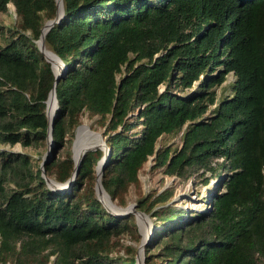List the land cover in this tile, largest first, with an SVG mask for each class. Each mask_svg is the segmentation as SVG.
Segmentation results:
<instances>
[{
  "label": "trees",
  "instance_id": "16d2710c",
  "mask_svg": "<svg viewBox=\"0 0 264 264\" xmlns=\"http://www.w3.org/2000/svg\"><path fill=\"white\" fill-rule=\"evenodd\" d=\"M17 24H0V143L46 146V98L54 80L36 45L55 0H0ZM44 41L64 62L44 173L65 181L57 152L80 115L96 116L110 153L100 181L121 199L151 156L164 174L214 184L206 210L136 205L153 216L144 264H264V0H62ZM232 71L229 94L215 85ZM213 105L212 107H210ZM181 131L180 145L156 146ZM101 148L82 155L68 188L47 186L25 151L0 149V260L13 264H135L114 239L135 227L94 192ZM209 172V177L205 175Z\"/></svg>",
  "mask_w": 264,
  "mask_h": 264
},
{
  "label": "rangeland",
  "instance_id": "374dc122",
  "mask_svg": "<svg viewBox=\"0 0 264 264\" xmlns=\"http://www.w3.org/2000/svg\"><path fill=\"white\" fill-rule=\"evenodd\" d=\"M0 24L7 27H14L17 24V16L14 11V6L11 2H8L6 11H0ZM4 43L3 38L0 36V44ZM234 74L232 71H229L225 74V79L218 85L214 86L216 91V99H219L223 95L229 94V84L233 81ZM211 105L210 107H212ZM86 124L90 130L96 131L100 134V138L104 139L102 135V128L98 124L96 120V116H89L87 112H84L80 115L79 123ZM87 127H83L80 129L79 133L81 135L83 143H93L88 140L96 137L94 134L90 132ZM83 130V131H82ZM82 133V134H81ZM180 136L181 131L175 133H165L160 135L157 138L156 146H170L171 148L177 147L180 145ZM75 137V129L73 136L69 139L67 144L58 150L57 154L60 157L65 156L69 153L72 156V148H73V140ZM79 138H77L76 143ZM98 139V138H97ZM76 143L74 145V151L76 150ZM99 143V142H98ZM97 148V147H96ZM99 148V147H98ZM0 149L14 150V151H25L32 158L33 162L40 163L43 159L49 157V152L46 146H40L38 148H32L27 146H22L20 143H15L13 145L0 143ZM102 149V148H101ZM75 156L76 151H75ZM46 175V174H45ZM209 177V172L205 173ZM51 179L53 174L46 175ZM138 180L136 183L130 184L128 189L123 194V198L121 199H111L114 204L118 207H125L129 204H133L134 209L141 210L137 207L136 201L140 196H144V198H149L150 200L154 198L157 194H163V198H167V203H174L179 206L186 207L190 210H206L209 207L207 203V195L211 192L209 188L214 184V178L210 177L209 182L205 184L202 182V177L197 173H192L186 179H182L178 176H170L163 173L160 167H154L152 165L151 156L142 164L138 171ZM57 181V180H56ZM61 182V181H59ZM46 183V182H45ZM95 184V181H94ZM48 186V185H47ZM49 187V186H48ZM95 192V191H94ZM143 211V210H141ZM146 215L150 223L153 224V216L150 215L149 212L143 211ZM133 217V222L135 223V227H130L128 229L122 230L117 236H114V239L118 240L120 244H118L114 251L120 253H126V246H131L134 248V257L137 252V248L142 237V234L145 231L144 220L140 217H137L133 212H130ZM129 214V213H128ZM144 221V222H143ZM0 264H13L12 261L7 260L6 262H2L0 260Z\"/></svg>",
  "mask_w": 264,
  "mask_h": 264
},
{
  "label": "water",
  "instance_id": "95a60500",
  "mask_svg": "<svg viewBox=\"0 0 264 264\" xmlns=\"http://www.w3.org/2000/svg\"><path fill=\"white\" fill-rule=\"evenodd\" d=\"M55 4H56V9H55L54 16L52 18L46 19L43 22V24L40 28V34H39L38 38L36 39V45H37L38 49L43 53L44 58L50 62L51 69L54 73V80H53L52 86L48 92V95L46 98V107H45V113H46L47 121H48L47 129H46V132H47V134H46L47 150L46 151H48V152H49V148L52 144L51 128H52L53 117L55 115V109L57 108L55 85H56V82H57L59 76L63 72L64 67H65L62 59L51 49L48 48L52 52V54L54 55L55 59L52 60L45 54V50H46L45 46L46 45H45V41H44V35H45L46 31L50 28V26H52L55 22H57L63 14L62 0H55ZM51 97H52V102H53V108H52L51 114L49 115V99ZM81 126H86L88 128V126L86 124H83V123L78 124L75 127L74 140L76 138L78 129ZM90 132L92 134H94L96 136V138H98L99 143L94 144V145L85 146L84 148H82V150L79 152V154L76 157H74V155H73V148H72V156L71 157L73 160V169L71 171L70 176L65 181L59 182V181L51 179L45 175L43 166L49 160L50 156L43 159L42 162L40 163L41 175L43 176L46 184L50 188H53V189L68 188L74 180V177L77 173L79 161H80L82 155L84 154V152H86L87 150L95 149L96 147L102 148L103 153L95 164V184H94L95 195L102 202L103 206L108 211L112 212L113 214L127 215L128 213L133 212L136 216L141 215L144 217V220H145L144 226H145L146 230H145V233L142 234V237L140 239V242H139V245L137 248V252L135 255V264H144V246L146 245V243L150 239V236L153 232L154 226H152V223H150V221L147 218V215L143 211L136 210V209L132 208L133 204H129L128 206H125V207H118L116 204H114L112 202L109 194L103 188L101 181H100V176H101V173L103 171V167L107 161V158L109 156L110 148L106 145L105 140L100 138V134L98 132L93 131V130H90ZM74 140H73V142H74Z\"/></svg>",
  "mask_w": 264,
  "mask_h": 264
},
{
  "label": "bare ground",
  "instance_id": "6f19581e",
  "mask_svg": "<svg viewBox=\"0 0 264 264\" xmlns=\"http://www.w3.org/2000/svg\"><path fill=\"white\" fill-rule=\"evenodd\" d=\"M60 8V7H59ZM46 47V46H45ZM45 54L50 58V59H55V57H54V55L52 54V52L46 47V50H45ZM52 108H53V102H52V97L49 99V115L51 114V111H52ZM83 127H86V126H81L79 129H78V132H77V135H76V138H75V140H74V142H73V155H74V157H76L75 156V151H76V155H78L79 154V152L82 150V148H84L85 146H87V145H94V144H97L98 142H99V140L96 138V137H93L92 139H90V140H88L89 142H93V143H83V141H82V138H81V135L80 134H78L79 133V131H80V129H82ZM87 129H89V128H87ZM83 131V130H82ZM82 134V133H81ZM77 138H79L78 139V141H77V143H76V140H77ZM75 143H76V150L74 151V145H75ZM105 199V198H104ZM106 200V199H105ZM137 217H140V218H142L143 220H144V217L143 216H141V215H138ZM145 221V220H144ZM143 221V222H144ZM146 230V229H145ZM144 233H145V231H144Z\"/></svg>",
  "mask_w": 264,
  "mask_h": 264
}]
</instances>
